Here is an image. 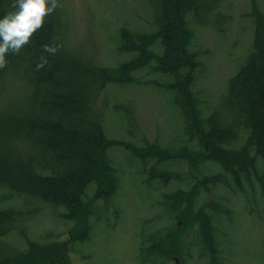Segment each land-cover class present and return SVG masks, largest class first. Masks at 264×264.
Masks as SVG:
<instances>
[{
  "label": "rangeland",
  "instance_id": "obj_1",
  "mask_svg": "<svg viewBox=\"0 0 264 264\" xmlns=\"http://www.w3.org/2000/svg\"><path fill=\"white\" fill-rule=\"evenodd\" d=\"M252 1L221 0L209 15L214 25L199 24L190 14L185 16L191 31L187 49L196 52V64H192L191 78L181 89L194 93L202 120L220 105L228 80L244 65L251 51L256 18ZM59 2L62 7L57 10L66 15L63 35L67 48L94 56V64L108 67L113 75L121 62L136 54L119 50L121 28L141 35L156 31L154 9L148 0ZM255 3L264 13V0ZM151 50L154 55L161 54L158 39ZM154 62L152 59L133 71L131 82H108L96 99L107 138L123 144H111L105 149L113 169L115 192L107 190L90 199L95 186H88L94 209L88 216L89 230L82 240L74 239V222L58 214L63 207L54 208L38 196L0 186V208L9 207L15 217L18 214L11 226L0 227V259L14 254L16 249L25 250L27 236L42 242L55 240L64 249L59 250L54 264H210L209 250L198 226L179 233L181 252H172L167 260L147 249L157 240L172 238L178 232L175 211L167 205L166 194L178 189L188 191L195 182L200 183L202 175L225 173L219 164L217 167V163L192 153L196 143L184 134L188 119L175 101L179 90L170 76L155 70ZM190 104L192 100L188 108ZM189 124H193V114ZM239 129L241 136L235 145L243 141V131ZM124 143L133 144L140 153ZM147 144L168 155L158 167L177 172L178 176L161 180L156 168V177L149 178L156 157ZM181 147L186 149L181 152L184 158L175 157V151ZM229 181L209 189L200 187L195 194L196 207L215 199L213 206L218 212L208 207L206 210L211 209L214 219L211 224L216 259L219 264H264V201L260 186L258 182L253 184L258 197L255 203L253 187L245 183L241 188ZM179 225L184 229L185 224Z\"/></svg>",
  "mask_w": 264,
  "mask_h": 264
},
{
  "label": "trees",
  "instance_id": "obj_2",
  "mask_svg": "<svg viewBox=\"0 0 264 264\" xmlns=\"http://www.w3.org/2000/svg\"><path fill=\"white\" fill-rule=\"evenodd\" d=\"M148 1L154 9L156 31L141 35L121 28L119 50L136 54L129 61L121 62L115 75L108 67L95 65L94 56L67 48L63 35L66 15L62 10H56L47 19L20 54L7 57L9 65L0 69V186L38 196L54 208L63 207L58 214L74 222V239L82 240L89 230L88 216L94 209L90 199L107 190L115 192L113 169L107 162L105 149L111 144H123L107 138L96 99L108 82H131L132 72L153 59L155 70L170 76L173 86L179 90L174 98L188 119L184 134L196 143L192 153L217 163L225 173L202 175L198 177L200 183L195 182L188 191L181 189L183 193L178 189L166 194L167 205L175 211L178 232L172 238L157 240L147 249L167 260L172 252H181L179 233L198 226L209 250L210 264H219L211 224L214 221L211 209L218 212L213 206L215 199L196 207L195 194L200 187L209 189L232 180L241 188L245 183L253 187L257 203L253 184L258 182L264 201V13L253 0L256 18L251 51L244 65L228 80L220 105L202 120L194 93L181 89L191 78L192 64H196V52L187 49L191 31L185 16L190 14L199 24L214 25L209 15L221 0ZM10 4L11 0H0V17L10 10ZM156 39L162 44L160 55H154L151 50ZM53 41L60 45L59 51L55 55L45 53L48 64L37 71L41 46ZM191 114L193 124H189ZM239 128L243 131V141L235 145L241 136ZM124 144L140 153L133 144ZM148 149L156 157L149 170L150 179L156 177V168L161 180L178 176L177 172L158 167L166 162L168 155L160 153L155 145ZM185 150L183 147L176 150L175 157L184 158L181 152ZM92 183L95 190L89 199L88 186ZM17 217L9 207H1L0 227L11 226ZM180 223L185 224L184 229ZM25 238V250L6 254L0 264H54L59 250H64L55 240L42 242Z\"/></svg>",
  "mask_w": 264,
  "mask_h": 264
},
{
  "label": "clouds",
  "instance_id": "obj_3",
  "mask_svg": "<svg viewBox=\"0 0 264 264\" xmlns=\"http://www.w3.org/2000/svg\"><path fill=\"white\" fill-rule=\"evenodd\" d=\"M62 7L59 0H11L10 10L0 17V69L9 65L10 55H18L32 43V38L44 27L47 19ZM60 45L54 41L41 46L36 70L48 64L47 56L55 55Z\"/></svg>",
  "mask_w": 264,
  "mask_h": 264
}]
</instances>
